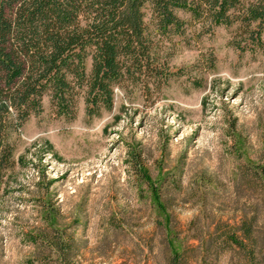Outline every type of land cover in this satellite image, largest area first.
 Instances as JSON below:
<instances>
[{
  "label": "rangeland",
  "instance_id": "obj_1",
  "mask_svg": "<svg viewBox=\"0 0 264 264\" xmlns=\"http://www.w3.org/2000/svg\"><path fill=\"white\" fill-rule=\"evenodd\" d=\"M178 16L179 33L151 38L162 81L115 88L111 107L92 115L80 95L68 116L44 96L12 137L0 264H37L46 225L82 242L75 264H165L197 245L194 228L236 226L261 209L258 193L237 182L241 168L264 167V34L262 47L239 52L233 28L206 32Z\"/></svg>",
  "mask_w": 264,
  "mask_h": 264
},
{
  "label": "trees",
  "instance_id": "obj_2",
  "mask_svg": "<svg viewBox=\"0 0 264 264\" xmlns=\"http://www.w3.org/2000/svg\"><path fill=\"white\" fill-rule=\"evenodd\" d=\"M178 13L206 32L233 28L230 44L239 52L263 45L264 0H0V183L13 166L12 137L40 112L44 96L68 116L80 95L92 115L111 107L115 88L142 77L162 81L151 38L179 33ZM237 188L258 193L261 209L253 206L236 226L194 228L197 245L169 253L165 264H218L226 255L233 264H264V167L241 168ZM82 248L74 234L46 225L33 257L75 264Z\"/></svg>",
  "mask_w": 264,
  "mask_h": 264
}]
</instances>
